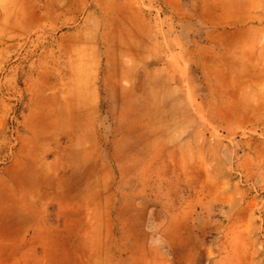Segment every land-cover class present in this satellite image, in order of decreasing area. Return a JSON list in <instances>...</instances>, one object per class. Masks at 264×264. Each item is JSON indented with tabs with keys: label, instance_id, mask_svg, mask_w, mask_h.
Returning <instances> with one entry per match:
<instances>
[{
	"label": "rangeland",
	"instance_id": "obj_1",
	"mask_svg": "<svg viewBox=\"0 0 264 264\" xmlns=\"http://www.w3.org/2000/svg\"><path fill=\"white\" fill-rule=\"evenodd\" d=\"M0 264H264V0H0Z\"/></svg>",
	"mask_w": 264,
	"mask_h": 264
},
{
	"label": "bare ground",
	"instance_id": "obj_2",
	"mask_svg": "<svg viewBox=\"0 0 264 264\" xmlns=\"http://www.w3.org/2000/svg\"><path fill=\"white\" fill-rule=\"evenodd\" d=\"M117 18V17H116ZM120 33V32H119ZM121 35V34H120Z\"/></svg>",
	"mask_w": 264,
	"mask_h": 264
}]
</instances>
